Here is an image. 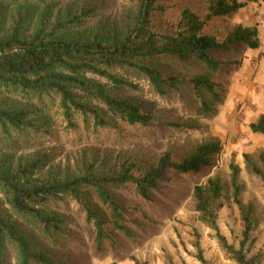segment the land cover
Returning <instances> with one entry per match:
<instances>
[{
    "label": "rangeland",
    "instance_id": "1",
    "mask_svg": "<svg viewBox=\"0 0 264 264\" xmlns=\"http://www.w3.org/2000/svg\"><path fill=\"white\" fill-rule=\"evenodd\" d=\"M209 0H156L151 13V28L158 34H174L189 8L206 20L205 32L225 41L233 30L232 18H209ZM140 0H0V37L8 32L14 19L23 18V29L41 24L48 27L65 24V34L87 40L93 36L122 39L135 26ZM229 60L224 57V62ZM195 62L184 64L194 68ZM240 68L227 66L215 76L228 89V99L213 119L199 116L193 108V91L189 85L161 95L148 76L133 68L116 70L118 76L133 82L135 87L118 88L108 80L89 74L105 84L114 94L131 97L144 110L152 112L148 126L130 125L118 115L108 113V124L102 128L86 126L76 115L77 127L69 129L60 108V97L45 93L42 100L33 92L0 84V107L26 109L32 125L12 128L3 133L0 126V166L16 168L33 158H42L37 175L42 178L70 179L89 172L118 173L131 168L134 174L156 165L169 152L175 161L192 152L204 140L219 138L223 143L217 165L211 175L220 176L225 184L223 207L219 212V230L236 247L240 246L244 229L240 209L234 199L231 164L240 167L238 182L240 198L253 204L255 243L247 248L249 256H258L264 264V180L248 169L245 154L264 170V134L253 133L246 118L251 94L241 98L232 93L234 74ZM188 78H191L188 76ZM97 103L103 107L100 101ZM170 181L154 193V201L139 195L134 184L114 185L108 191L121 204L128 236L113 229L111 217L101 207L94 191L89 201L101 207L108 220L106 229L111 237L98 247L96 229L87 222L82 207L66 196L60 210L66 219L64 234L55 244L44 241L39 231L22 222L21 227L38 247L45 248L63 264H237L220 245L216 231L204 225L194 209L193 189L198 178L192 174L176 175L166 171ZM0 199H2L0 194ZM8 217L12 212L5 213ZM14 220V216H12ZM6 264H20L19 251L7 242Z\"/></svg>",
    "mask_w": 264,
    "mask_h": 264
},
{
    "label": "trees",
    "instance_id": "2",
    "mask_svg": "<svg viewBox=\"0 0 264 264\" xmlns=\"http://www.w3.org/2000/svg\"><path fill=\"white\" fill-rule=\"evenodd\" d=\"M141 6L134 28L122 39L100 38L87 40L65 34L62 22L48 27L45 19L37 26L23 29V18L14 19L8 32L0 37V84L37 93L43 100L45 93L60 97V108L69 129L77 127L76 115H81L86 126L102 128L108 124V113L118 115L130 125L148 126L153 114L131 97L114 94L105 84L94 81V74L118 88L135 87L133 82L118 76L116 70L133 68L148 76L161 95L170 90L190 86L193 91V108L206 119L216 117L225 105L229 89L215 79L224 65L240 68L249 48L260 47L257 26L237 25L220 42L215 35L205 32L206 20L186 8L174 34H158L151 28V13L156 0H140ZM209 18H232L247 1L209 0ZM229 60L224 62V57ZM195 62V67L184 64ZM191 77V78H188ZM97 101L103 104L100 106ZM32 125L26 109L0 107L2 132L23 129ZM253 133L264 134V114L250 123ZM219 138L204 140L182 159L175 161L169 152L163 154L156 165L140 174L132 169L118 173L87 172L70 179L42 178L37 175L42 158H33L16 168L0 166V264H6L7 242L19 251L20 264H63V260L45 248H38L26 235L18 222L21 220L39 231L44 241L59 243L66 226L60 203L69 196L78 203L86 220L96 229L98 247L111 237L108 223L101 207L111 217L113 229L131 235L125 224L121 204L108 191L114 185L134 184L139 195L154 201V193L170 181L166 171L176 175L192 174L198 178L193 189L194 209L199 220L216 231V237L226 254L237 264H261L258 256H249L247 248L256 238L254 206L244 204L240 198L242 186L238 182L240 167L231 164L234 199L237 203L244 229L240 246L230 243L219 230L218 218L222 209L225 184L220 176L211 175L223 151ZM250 173L264 180L261 169L249 154H245ZM88 192L94 191L100 206L89 201ZM12 212L8 217L5 213ZM203 264L207 260L199 256ZM136 264H146L136 260Z\"/></svg>",
    "mask_w": 264,
    "mask_h": 264
},
{
    "label": "crops",
    "instance_id": "3",
    "mask_svg": "<svg viewBox=\"0 0 264 264\" xmlns=\"http://www.w3.org/2000/svg\"><path fill=\"white\" fill-rule=\"evenodd\" d=\"M248 2L232 16L234 27L237 25L257 26L260 38V47L249 48L240 69L234 74L232 93L241 98L254 101V105H247L246 118L249 124L257 121L264 114V0H239Z\"/></svg>",
    "mask_w": 264,
    "mask_h": 264
}]
</instances>
